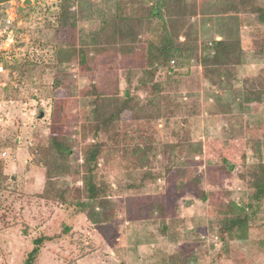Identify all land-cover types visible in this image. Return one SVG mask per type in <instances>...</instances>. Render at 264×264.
I'll list each match as a JSON object with an SVG mask.
<instances>
[{
    "label": "rangeland",
    "instance_id": "obj_1",
    "mask_svg": "<svg viewBox=\"0 0 264 264\" xmlns=\"http://www.w3.org/2000/svg\"><path fill=\"white\" fill-rule=\"evenodd\" d=\"M80 1L83 7L71 8L66 0L0 6V13L17 7L12 53L18 64L31 62L25 74L9 67L0 74V264H23L40 236L52 240L34 264H264V193L252 198L257 184L264 187V14L216 16L221 0L168 6L165 21L175 54L160 62L150 84L139 83L133 91L135 79L132 110L121 115L115 132L99 137L104 153L98 175L112 187L101 222L72 218V210L41 198L46 174L37 162L51 128L66 127L73 137L74 172L59 179L55 191L66 183L70 203H85L77 174L94 124V97L85 94L90 86L102 89L98 105L116 88L122 97L126 69L141 66L146 33L128 54L109 24L100 31L101 21L115 16L114 0ZM119 2L136 9L147 5ZM252 2L264 7V0ZM40 3L47 9L42 15ZM90 13L96 15L83 21L82 14ZM69 14L77 15V26L65 36L59 21ZM236 37L239 65L225 76L228 84H211L221 81L223 71L202 65L209 44ZM53 100L59 102L56 113L49 109ZM153 199L163 203V217L146 208ZM231 201L249 217L215 215L217 205ZM138 211L142 218L131 219Z\"/></svg>",
    "mask_w": 264,
    "mask_h": 264
},
{
    "label": "trees",
    "instance_id": "obj_2",
    "mask_svg": "<svg viewBox=\"0 0 264 264\" xmlns=\"http://www.w3.org/2000/svg\"><path fill=\"white\" fill-rule=\"evenodd\" d=\"M9 0H0V4H4ZM180 0H147V5L145 9L136 7L127 8L124 5H121L119 0H114L112 7L110 6V11L114 10L115 16L112 21H101L100 31H104L108 24L110 26V32L115 41L124 46V51L126 53H133L134 44L140 39L142 34L146 33L144 40L142 41L144 46L141 50L140 61L141 66L138 68H127L126 73L128 74L127 79L125 80L126 86L122 93V97H119V88L113 90L110 95V99L103 105H98L95 101L96 98L102 96V89L100 90L97 86H90L89 90L86 92V96H91L93 98V109L90 111V115L94 122L93 127L91 128V141L83 148V162L81 165V173L77 174L81 177L82 186H83V200L85 203H80L79 201L72 205L70 200L67 197L69 185L64 183L65 189L59 188L55 191L56 182L61 179L70 176L71 172H74L73 167L69 163V158L72 153V138L66 133V127L58 129L56 127L51 128V133L49 136V145L43 149L41 153V159L37 163L42 165L45 169L46 174V183L44 191L41 194V198L49 201L55 202L57 205L64 207L68 210H72L71 217L77 215H84L88 221L93 223L101 222L99 219L102 215L105 214L107 205L109 203L107 199V193L109 190H112L107 183H105L99 173V159L104 153V143L101 141L102 133L109 136L110 131L115 132L117 124L120 120L122 114L129 112L132 102L133 95L131 94L130 85L135 81L137 85L133 91L138 90V84L149 83L151 79L156 75L159 70V64L161 61H169L176 52L174 47V42L168 34V28L165 21L166 10L171 3H176ZM224 6L221 11L216 14V16L224 15H233L235 17L239 13H245L253 11L256 14H264V7L262 5H254L252 0H221ZM31 0H26V4H30ZM68 4L76 7H83L85 2L80 0H66ZM106 3L109 5V0H106ZM59 4V3H58ZM57 4V5H58ZM88 6V4H86ZM89 7V6H88ZM202 6H200V15ZM38 13L43 14L42 7H37ZM72 10V9H71ZM47 11V10H46ZM43 12V13H42ZM165 13V14H164ZM96 15L95 13L82 14L83 21L91 20L92 17ZM207 17H211L215 14H207ZM77 16V15H76ZM76 16L74 14L65 15L59 21L60 29L62 35L69 36L72 31L76 29L77 22ZM210 48L213 47V52H210L208 48V53L204 55L203 66L207 67L208 65L212 67H220L221 72V81L214 82L213 85L228 84L227 78L225 76L229 75L231 69H235L238 64V52L240 51L241 41L236 37L234 40H224L222 38H215L214 44L210 43ZM82 57H80L81 59ZM85 60L81 59L82 63ZM25 62L23 64H18L16 61L15 64L9 65L8 69L18 71L20 74H25L28 72L26 65H29ZM35 66V63L32 62ZM143 63V65H142ZM16 67V68H14ZM7 68V67H6ZM18 69V70H17ZM34 67L31 68L33 70ZM29 70V71H31ZM179 71V70H174ZM150 84V83H149ZM132 91V92H133ZM53 107L51 106V111L56 113L59 111V102L53 100ZM58 109V110H57ZM63 129V130H62ZM62 130V131H61ZM78 136V134H76ZM75 135V136H76ZM139 150V148H137ZM45 154V155H44ZM231 171H227L230 173ZM53 173V174H52ZM264 193V187L262 183L257 184L256 191L254 192L253 199L258 201ZM211 198L215 197V194L210 195ZM137 203V200L135 201ZM215 215L229 217L231 213H243L246 215V218L249 216L243 212L237 205L232 201L228 202L227 206H224V203L217 205ZM150 207L152 210H157L160 215L163 217L164 208L161 201L151 200L149 204H146V208ZM214 207L211 204V208ZM140 216L133 214L131 219H141ZM237 214V215H238ZM234 216V215H231ZM241 216V215H239ZM236 222V221H235ZM52 238L40 236L33 240L32 250L27 254L26 259L23 264H34L37 258L40 255L41 249L44 244L48 241H51Z\"/></svg>",
    "mask_w": 264,
    "mask_h": 264
},
{
    "label": "built area",
    "instance_id": "obj_3",
    "mask_svg": "<svg viewBox=\"0 0 264 264\" xmlns=\"http://www.w3.org/2000/svg\"><path fill=\"white\" fill-rule=\"evenodd\" d=\"M17 2L20 1L21 5L22 3H25L26 0H16ZM35 1V0H31ZM36 1H42V0H36ZM45 1H50V0H45ZM4 4H10L11 6H14V0H9ZM2 4H0L1 6ZM18 6V4H17ZM38 6H41L43 9V12H46V7L43 4H38ZM0 9H3L2 7ZM0 18H1V27H0V42H1V48H0V54H2V59L0 61V74L6 73V67L9 65L15 64V62H18L17 56L15 55L16 53H12V50H15V37H16V23L18 21L17 17V7L12 13L6 12L5 11L0 13ZM172 64L175 62L172 61ZM49 109L51 110V107L49 106ZM2 157H5V154H2Z\"/></svg>",
    "mask_w": 264,
    "mask_h": 264
}]
</instances>
